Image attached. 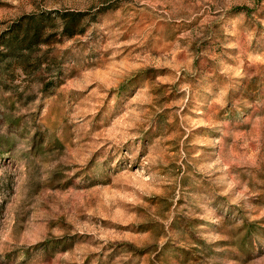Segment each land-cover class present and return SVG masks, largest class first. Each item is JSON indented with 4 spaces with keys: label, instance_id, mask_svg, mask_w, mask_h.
I'll list each match as a JSON object with an SVG mask.
<instances>
[{
    "label": "rangeland",
    "instance_id": "374dc122",
    "mask_svg": "<svg viewBox=\"0 0 264 264\" xmlns=\"http://www.w3.org/2000/svg\"><path fill=\"white\" fill-rule=\"evenodd\" d=\"M0 264H264V0H0Z\"/></svg>",
    "mask_w": 264,
    "mask_h": 264
},
{
    "label": "trees",
    "instance_id": "16d2710c",
    "mask_svg": "<svg viewBox=\"0 0 264 264\" xmlns=\"http://www.w3.org/2000/svg\"><path fill=\"white\" fill-rule=\"evenodd\" d=\"M72 15H64L63 18L61 19L62 21V25L64 28V31L67 32L68 28H67V17H70ZM69 37L73 36L72 32L70 35H68ZM35 37V34H33L32 38ZM19 38L18 35H10V37L5 38L4 40H2V44H3V52H1V55L3 54V56H12V57H16L17 52L15 51V49L17 48L18 44H23L24 43V39H26L25 37H23V40L21 41H17ZM18 49V48H17ZM28 48H24L23 50L21 49L20 52L22 51H26ZM20 55V54H19Z\"/></svg>",
    "mask_w": 264,
    "mask_h": 264
}]
</instances>
